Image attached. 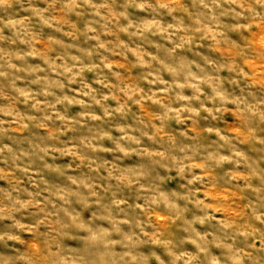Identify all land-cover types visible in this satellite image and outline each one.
Wrapping results in <instances>:
<instances>
[{
  "label": "clouds",
  "instance_id": "obj_1",
  "mask_svg": "<svg viewBox=\"0 0 264 264\" xmlns=\"http://www.w3.org/2000/svg\"><path fill=\"white\" fill-rule=\"evenodd\" d=\"M0 264H264V0H0Z\"/></svg>",
  "mask_w": 264,
  "mask_h": 264
}]
</instances>
